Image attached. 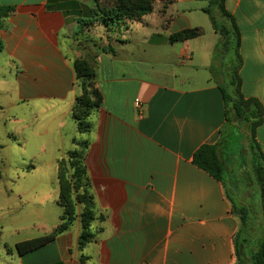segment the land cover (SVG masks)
Masks as SVG:
<instances>
[{"label": "crops", "instance_id": "0c3cea01", "mask_svg": "<svg viewBox=\"0 0 264 264\" xmlns=\"http://www.w3.org/2000/svg\"><path fill=\"white\" fill-rule=\"evenodd\" d=\"M0 5L14 6L0 25V89L13 95L0 111L25 110L2 118L4 125L10 120L5 134L20 147L39 142L17 171L25 185L0 184V264H233L239 217L225 183L193 163L201 145L221 148L239 126L246 135L225 114L208 0H153L150 13L107 23L94 14V0ZM225 9L240 35V90L264 110V0H225ZM190 29L197 33L170 39ZM79 58L95 60L102 96L84 133L71 117ZM255 140L264 155V120ZM75 141L88 142L93 237L78 245L77 216L51 240L19 253L17 243L59 224L58 161ZM251 227L254 241L261 227Z\"/></svg>", "mask_w": 264, "mask_h": 264}, {"label": "trees", "instance_id": "16d2710c", "mask_svg": "<svg viewBox=\"0 0 264 264\" xmlns=\"http://www.w3.org/2000/svg\"><path fill=\"white\" fill-rule=\"evenodd\" d=\"M94 2L98 11L94 9L93 12L96 15L101 12L98 16L103 23H107L109 20L115 21L121 17H138L153 10V0H114L111 7L105 6L103 0H94ZM13 10L14 6L12 5H0V25L1 20ZM204 11L208 14L211 24L219 36L213 50L212 60L219 73L218 86L225 103V114L228 117L233 114L237 122L246 128L245 136L249 153L252 154L251 166L259 187L263 215L261 235L255 237L256 245H252V241H250L253 230L251 223L254 221L250 216L251 212L244 205L235 204L232 201L233 212L240 220L239 229L233 237L235 257L233 264H264V155L255 140V130L264 120V110L257 99L245 98L240 90L241 78L238 74L241 63L238 52L240 35L233 18L225 9V0H208V6ZM214 12L219 15L220 20L217 19ZM196 33L195 29L185 30L171 36L170 39L190 38ZM72 66L80 93L74 99L71 117L76 123L77 131L84 133L90 130L88 116L100 106L102 96L95 86L92 62L79 58L73 61ZM75 142L77 147L66 152L67 167H64L63 159L60 158L58 161V196L56 201L62 208L59 224L50 234L17 243L15 249L19 253L37 248L51 240L55 235L65 231L69 223L77 216L81 224L78 245L82 247L92 239L90 224L96 218V207L84 161L88 142ZM193 163L224 182L223 173L228 170V167L222 158L219 144L201 145L193 154ZM78 206L81 208L79 215L76 214ZM98 217L104 218L102 214Z\"/></svg>", "mask_w": 264, "mask_h": 264}, {"label": "rangeland", "instance_id": "374dc122", "mask_svg": "<svg viewBox=\"0 0 264 264\" xmlns=\"http://www.w3.org/2000/svg\"><path fill=\"white\" fill-rule=\"evenodd\" d=\"M103 1L104 5L107 7H111L114 4V0ZM95 10L98 11L96 6ZM100 13L101 12L97 14L99 15ZM123 18L125 17H121L116 20H120ZM108 22L111 21L109 20ZM87 60L92 62L94 66L95 81V60ZM6 90L7 89H0V104L4 107L7 106L10 100V96H13L12 93L6 92ZM79 93L80 89L78 94ZM14 112H17L18 114L22 112L23 115L25 114V110L20 107H6V109L0 111V184L11 180V182H13L12 184H14L15 187H23L27 181L26 176L24 171L21 170L19 172L20 176L18 177V168L24 167L29 164L30 159L27 156V153L30 150L36 149V146L39 144V142L33 143L31 141L29 142L30 147L27 146V143H24L20 147L17 141H14L11 136L9 137L5 134V129H8L10 120H7L6 125H4L2 118L5 117L6 119H9ZM229 118H232V120L237 123V120L235 119L233 114H230ZM239 127L230 136L223 138L224 143H222L220 149L222 152V158L226 162L228 167V170L223 173V180L225 183L227 195L229 196V198H231V201H233L235 204L242 202L243 204L240 205H244L251 212L250 216L254 221L255 229L260 227L262 228L263 215L260 205V192L258 184L255 181V176L251 166L252 154L249 153L246 136L241 130H239ZM242 128L246 131V128L244 126ZM61 159H63L65 162L64 167H67V153H65L61 157ZM36 161L37 159L34 161V163ZM2 186L3 185H0V187ZM261 228L256 231V237L260 235L259 233L261 231ZM251 244L256 245V240L252 241Z\"/></svg>", "mask_w": 264, "mask_h": 264}]
</instances>
